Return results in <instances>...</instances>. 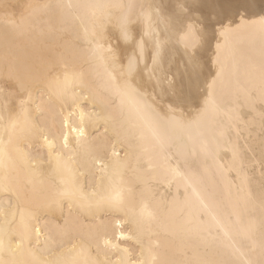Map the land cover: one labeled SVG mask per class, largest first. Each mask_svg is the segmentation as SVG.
I'll return each instance as SVG.
<instances>
[{
    "label": "bare ground",
    "instance_id": "1",
    "mask_svg": "<svg viewBox=\"0 0 264 264\" xmlns=\"http://www.w3.org/2000/svg\"><path fill=\"white\" fill-rule=\"evenodd\" d=\"M128 3L158 7L163 19L154 15L152 38L144 36L139 7L129 42L119 28L126 9L97 7ZM261 19L264 0H0V260L65 264L82 259L81 248L104 260V239L119 245L107 250L112 264L264 258ZM85 30L95 31V42L122 64L143 36L149 71L136 83L140 98L161 116L172 109L186 121L200 117L213 81L219 110L209 105L186 127L147 123L131 104L121 107L110 97ZM157 36L160 66L152 73ZM65 63L84 78L60 98ZM81 112L92 114L83 125ZM201 140L212 142L211 154L199 150ZM177 166L188 179L173 176ZM65 190L71 195L59 197ZM117 193L122 211L95 207L100 197ZM53 200H59L54 210H37ZM28 209L36 212L31 223L40 233L33 230L18 249L21 213ZM249 224L252 231L242 234ZM121 233L132 238L117 239Z\"/></svg>",
    "mask_w": 264,
    "mask_h": 264
},
{
    "label": "snow or ice",
    "instance_id": "2",
    "mask_svg": "<svg viewBox=\"0 0 264 264\" xmlns=\"http://www.w3.org/2000/svg\"><path fill=\"white\" fill-rule=\"evenodd\" d=\"M31 7V6H29ZM47 7V6H45ZM99 8H116V9H126L124 13L122 14L119 28L121 32L122 38L129 42L131 41V30L130 25L134 22L133 19V10L139 7L140 11L137 15V18H142V20L145 23V31L144 36H148L150 38L153 37V31H152V22L153 17L157 19H163L160 17L159 9L157 6H155L152 3H146V4H140L136 5L134 3H128L127 5L124 4H110V5H98ZM261 31L264 32V19H261L259 21ZM189 34L190 35L192 30V25H189ZM223 34V33H222ZM96 32L93 31L91 34L85 30L84 39L92 45V59L96 61L94 65V70L97 75L102 76L104 80V87L106 91L109 93L110 97L118 100L121 107H123L125 104H131L134 111L140 115L142 118L146 120L149 124H157L161 127L168 128V127H186L190 126L191 124L197 123L200 118H202L203 114L208 111V106L212 105L214 107L216 106V102L214 99V86L215 81L212 82V84L209 85V95L208 98L205 100V108L201 110L200 117L191 120L186 121L183 115L176 116L174 113V110L169 109L170 112H173L172 115L165 114L161 116L159 113H156L155 110L152 108L151 105L147 104L145 101H143L141 97V93L139 92L138 85L136 83V76L141 71H149L148 65L145 63V41L143 36L141 37L140 41L136 44V47L133 49L132 53L130 55H126L123 59H126V63H120L121 60L120 57H118L111 48L103 49L99 44L95 42ZM219 47V46H218ZM160 51H161V41L159 37H155L154 39V47L152 49L151 53V72L155 73V71L160 66ZM141 65H143V68H141ZM11 78V77H10ZM84 78V72L82 70H77L75 67L69 68L68 64H64V72H63V84L64 88L61 89L57 95L60 98H64L69 96V85H75L78 83H81ZM59 77H57V82H59ZM17 86L21 89H25V84L22 80H16ZM264 96V94H262ZM30 97V93H29ZM71 97L73 101L76 100V94L75 92H71ZM86 98V97H85ZM262 102H264V99H262ZM24 103V101H22ZM88 115L89 118H91L92 114H86L84 112L80 113V121L81 125L85 122V116ZM227 116V113H225ZM231 119V117H228ZM224 133H221L223 135ZM80 135H84V128H80ZM65 139V147H67V137ZM158 140L161 144V147H163V139L158 137ZM213 149V145L211 141L207 140H201L199 143V150L205 154H211ZM195 151V150H194ZM262 153H264V145H262ZM2 155L3 151L0 150V163H2ZM235 155V153H234ZM171 172L173 176H179L184 177L185 179H188L184 176V173L181 172L179 167L171 168ZM59 197H66L70 196L71 193L67 190L61 191L59 194ZM123 196L122 193H117L112 196L108 197H100L97 201H95V207L97 209H108L113 212H120L123 210ZM59 204V200H53L52 202L45 204V205H39L37 207V210H47L52 211L55 209V207ZM264 207V205H262ZM145 214L148 217H151L152 213L150 211L145 210ZM36 215V212L32 209L26 210V212L21 213V224L23 225L24 232L21 234V239L16 244V247L22 248L24 244L25 238H28L31 234V232L34 230L37 235L40 233L39 228H34L31 221L34 219ZM119 226V225H118ZM252 231V225L249 224L247 227H241L240 232L242 234H247ZM11 236V233H5ZM131 236L125 237L123 233L120 234V236L117 237V239H131ZM11 242V241H10ZM4 238L3 235H0V251L4 248ZM104 248H105V259L99 260V259H92L90 252H88L86 249L81 248L80 250V256L83 257L80 260H72L70 262H65V264H112V262L107 258V250H118L119 245L114 244L111 239H104ZM124 251H127L125 249ZM0 264H4V261L0 260ZM32 264H41L38 260H33ZM117 264H132L131 261L120 259ZM135 264H143L142 261H137ZM189 264H193V262H189ZM198 264V262H197ZM227 264V262H226ZM245 264H264V258H262L260 261H246Z\"/></svg>",
    "mask_w": 264,
    "mask_h": 264
}]
</instances>
